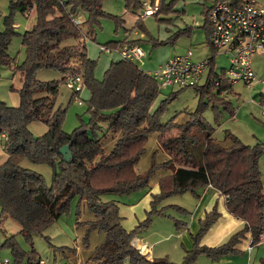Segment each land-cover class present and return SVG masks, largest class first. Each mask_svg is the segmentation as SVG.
<instances>
[{
	"label": "trees",
	"instance_id": "1",
	"mask_svg": "<svg viewBox=\"0 0 264 264\" xmlns=\"http://www.w3.org/2000/svg\"><path fill=\"white\" fill-rule=\"evenodd\" d=\"M171 0L165 3L159 0L157 11L153 15L171 9ZM229 1L239 5L244 0ZM103 0H12L10 13L3 19L0 29V65H7L13 71L20 86L12 83L9 89L19 95L17 106L0 100V135L3 151L7 160L0 164V229L5 218L16 222L30 250H22L15 240V234L8 236L3 245L10 248L14 264L35 261L38 258L33 248V235L41 234L56 219L66 212L73 198L85 201L93 219L80 224L87 229L83 237L86 244L90 231L97 230L105 234V241L97 245L83 264H190L199 255L211 260L221 256L236 255V247L244 239L254 245L264 233V192L258 158L261 152L259 144L254 146L243 143L229 130L224 139L218 141L212 136L209 123L203 115V108L211 106L213 112L221 113V108L231 110V103L224 99L231 82L225 74V68L219 71L210 67L206 81L193 86L200 95L197 107L189 112L184 122H176L175 116L162 122L168 101L176 93L162 99L152 108L160 94L158 83L152 76L136 65L135 62L118 59L112 61L101 79L94 75L95 60L87 55L86 39L95 36V26L100 18L111 17L122 25L120 17L107 13L102 7ZM35 9V23L22 33L15 31L12 21L13 11ZM125 7L133 12L142 8L141 0H125ZM210 6L203 5V28L210 43L211 26L208 22ZM86 18L76 25L73 18L80 12ZM143 18H136L134 25L126 30L128 34L138 28L146 32ZM189 30V29H188ZM187 28L179 29L173 35L171 43L186 34ZM20 35L23 59L16 62L15 57L7 53L12 35ZM121 41H108L102 45L119 43H138L140 38ZM73 40L71 43H66ZM153 46L168 41H158L151 37ZM214 50V49H213ZM208 64L213 66L214 55ZM41 69L57 71L61 78L39 80L36 74ZM65 74L80 76L88 92L87 122L76 126L71 132L62 129L65 108L56 105L59 85ZM80 92H72L71 99L80 98ZM45 92L42 96H35ZM206 97L207 99L203 98ZM264 97L261 98V103ZM107 112V113H105ZM231 112V113H232ZM101 117L110 119L105 133L99 136L103 128ZM40 122L47 130L41 135L33 134L28 124ZM151 134H156L159 147L167 155L162 161L151 156V164L143 174L137 173L135 164L144 151L145 143ZM112 135L116 140L112 148L105 152L103 143ZM68 144L72 160L65 162L59 153L61 146ZM46 163L53 168L50 184L44 177L21 162ZM57 169V170H56ZM165 175L157 180L158 192L151 194L150 209L137 224L127 229L122 224L119 202L103 201L104 193L129 194L147 188L158 171ZM212 186L225 200L229 213L241 219L243 225L233 232L224 242L215 246L200 244V239L219 217L217 205L199 220L198 231L192 236L193 244L185 249L180 263L172 262L168 257L151 262L140 250L131 244L132 238L147 229L155 215H163L173 220L176 230H183L187 221L183 218L190 211L176 204L159 207L167 197L189 193L195 198L201 191ZM172 209L183 218H174L167 213ZM26 259V260H24ZM44 264H48L46 261ZM55 264V263H51Z\"/></svg>",
	"mask_w": 264,
	"mask_h": 264
},
{
	"label": "rangeland",
	"instance_id": "2",
	"mask_svg": "<svg viewBox=\"0 0 264 264\" xmlns=\"http://www.w3.org/2000/svg\"><path fill=\"white\" fill-rule=\"evenodd\" d=\"M11 1L12 0H0V29L4 27V17L10 13L9 4ZM170 1L171 0H165L166 3H169ZM203 2H205V0H174L171 3V9L168 8L167 11L160 12L158 15L143 17V24L147 31L142 32L136 28V31L139 33L136 37H141V39L145 40L140 44L145 51V56L141 60L135 61L136 65L145 71H152V69L155 70L159 64L166 62L171 56L184 53L187 49L192 50L193 60L201 61L202 59H196L195 57V55L198 54L197 49H202V51L207 52L212 49L206 46L201 47V42L205 39L204 31L201 28L203 18L201 11L203 8ZM102 7L107 13L120 17L122 19V25L117 24L111 17H102L100 18L99 25L95 26L94 39H86L87 55L96 62L94 75L98 79L103 77V74L110 63L118 59V54L116 52L105 53L100 51L99 47L102 44H106L108 41H116L124 38L127 34L126 30L134 25L136 16L141 11L139 9L137 12H133L132 10L127 9L125 7V0H103ZM29 10V14H26L25 11L23 12L19 9L12 13V21L15 22V31L18 33H22L25 30L23 26L24 21H27V26H29V28L35 23V9L34 7H31ZM80 14H82L81 17L86 18L85 12L82 11ZM20 22L21 25L18 27L17 24ZM188 24L193 26L192 32L179 36L175 42L171 43L174 33ZM130 36L133 38L135 37L133 32L130 33ZM151 37L158 41L167 40L168 42L159 43L153 46L154 41H151ZM72 41L73 40H68L66 43H71ZM212 52V55H214L216 60L214 63L215 70L219 71L222 68H226L229 64L227 55L217 54L213 49ZM7 53L11 57H15L16 62H20L23 59L21 38L17 33L12 35L7 46ZM252 67L258 78L264 81V55L261 54V51H258L253 55ZM208 68L209 65L206 66L204 70L205 72L199 80V85L205 81V77H207L208 74ZM12 74L13 71L9 66L0 65V99L9 105H12L9 103L11 101L12 92L9 89L10 85L14 83L17 87L20 86L18 80L13 77ZM36 78L39 80H55L59 79V73L52 69H41L37 72ZM230 85V88H228L223 96L224 99L230 101L231 110L233 109V112L221 108V113H215L211 106H206L203 108V115L209 123L212 136L218 141H222L224 139L225 131L229 130L245 144L251 146L256 144L260 145L261 152L258 158V167L261 174L262 191L264 192V115L262 114L261 105V98L264 97V82L247 85L243 81L237 80ZM72 92L73 90L67 88L64 83L59 85L56 105L66 109L62 122V129L65 132H71L76 126L87 122L89 119V114L86 111V100L88 97L87 89L84 88L81 91L80 98L75 97L71 99ZM174 93H176V95L168 101L167 109L161 118L162 122L167 121L173 116H175L176 122L186 121L189 118V112L197 107L200 99V95L196 94L193 87L182 88L172 85L163 88L161 87L158 102ZM44 94L45 92H38L35 96H42ZM204 99L207 98L204 97L203 100ZM78 100H80L81 103H78ZM109 122L110 119L101 117L100 125L103 130L98 133L99 136H102L103 133H105ZM34 125L36 124H31V127L33 128ZM33 132L35 135L38 134L37 131ZM115 140L116 139L112 137V135L107 137V140L103 143L105 152H108L112 148ZM153 153L156 154V160L158 162L167 157L156 141V134H151L145 143L144 151L135 164V170L137 173L143 174L146 171L151 164V156ZM21 164L22 166L40 173L44 177L46 184H50L53 175V168L50 165L46 163H31L27 160H23ZM163 175H165L163 170L158 171L151 179L147 188L129 194L104 193L101 195V199L103 201H118L121 206L139 205L143 203L145 195L152 190L157 180ZM184 197L190 198L188 194L186 196H175L169 200H180ZM165 203L166 202L162 201L159 204V207ZM167 213L174 218H183L172 209H168ZM154 218L155 216H153L152 220H154ZM157 218L163 219L167 224V228L172 227L175 231L173 220L170 217L161 215L157 216ZM91 219H93V214L89 211L86 202L81 201L79 203L78 198H73L66 212L61 214L50 226L46 227L41 234L33 235L32 245L36 250L38 258L43 259L48 264H83L87 258L92 255L95 247L105 241V234L103 232L92 230L88 235L87 243H83L82 239L85 235L87 226L80 224L79 222ZM142 219L143 217L138 220ZM158 223L159 222H155L153 225H150L147 229L140 231L138 234L144 236L152 230L157 231L151 238H147V242L153 244V240H158L166 234V232L161 229L162 226ZM125 224L126 226H130L135 223L127 221ZM19 229L20 227L16 222L9 218L4 219L0 230V257L2 260L4 258L12 260L14 257L10 248L2 244L11 234H15V240L19 243L22 250L31 249V245L25 241L23 235L18 233ZM5 235L7 236L6 238ZM168 239L167 242L158 244L157 246H159V249L165 248L169 252L170 257L168 258L172 262L180 263L183 256L182 247L179 245L178 239L175 237H170ZM204 260L207 261V258L201 256L199 260H196L194 263L192 262V264H203L202 261Z\"/></svg>",
	"mask_w": 264,
	"mask_h": 264
},
{
	"label": "built area",
	"instance_id": "3",
	"mask_svg": "<svg viewBox=\"0 0 264 264\" xmlns=\"http://www.w3.org/2000/svg\"><path fill=\"white\" fill-rule=\"evenodd\" d=\"M158 2L151 4L142 2L141 11L136 18H143L157 11ZM26 14L30 10L25 11ZM76 25L83 22V18L76 15L73 18ZM208 22L211 26L210 43L217 54H225L229 64L225 68V74L229 81H243L247 85L263 83L258 78L252 67V57L258 51L264 55V5L255 0H244L235 5L229 1H218L212 4ZM100 51L105 53L116 52L120 59L135 62L145 56V51L138 43H119L117 45H101ZM193 52L187 49L184 53L171 56L166 62L147 74L158 83L159 88L167 86L193 87L198 84L206 66L211 62L209 56L201 61L192 58ZM63 82L67 88L74 92H80L84 86L80 76L65 74ZM78 103H81L79 100ZM262 114L264 115V102ZM6 138V136H4ZM262 235V234H261ZM261 239V236H260ZM43 259L24 261L21 264H44ZM0 264H14L9 259H3Z\"/></svg>",
	"mask_w": 264,
	"mask_h": 264
},
{
	"label": "crops",
	"instance_id": "4",
	"mask_svg": "<svg viewBox=\"0 0 264 264\" xmlns=\"http://www.w3.org/2000/svg\"><path fill=\"white\" fill-rule=\"evenodd\" d=\"M144 1H149L151 4H153L154 2H155V4L157 2H159V0H142V2H144ZM255 1L264 5V0H255ZM213 2H214V0H205V2H203L202 4L203 5L208 4L207 6L211 7ZM167 9H168V7H166L165 11H167ZM184 12H185V10H184ZM81 15L82 14H80V16ZM82 18H84V17H82ZM203 23H204V17L202 18L201 28L204 31L205 39L203 42H201V44H202L201 47L206 46V47L213 49V47L211 45H209V43H208L207 35L205 32V29L203 28ZM20 25H21V22L17 24L18 27H20ZM23 26H24L25 30L29 29V26H27V21H24ZM14 28L16 29L15 22H14ZM184 28H187L186 34H189L192 32L193 26L188 24L181 29H184ZM133 34L135 35L134 38L132 36H130V34H128V33L125 35V37H127V35H129L128 36L129 39H136L137 38L136 36L139 33H138V31H134ZM124 38H122L120 40H116V41H121ZM212 49H210L211 51H208V52L202 51V49H197L198 54L195 55L196 59H203L207 56L209 57L210 55L212 56V53H213ZM221 54H223V53H221ZM118 59H120L119 55H118ZM118 59H116V60H118ZM213 59H214L213 62L215 63L216 60H215V58H213ZM214 63H213V66H209L208 72H209L210 67H213L215 69ZM160 65H162V64H159L156 68H158ZM152 70H154V69H152ZM148 71H150V70H148ZM146 72H147V70H146ZM204 72L205 71H203V73ZM203 73H202V75H203ZM60 78H61V76L59 74V79ZM206 78L207 77H205V81H206ZM9 103H11L13 106H17L19 104V95L16 92H13V91L11 92V101ZM157 104H158V98L154 101L152 108H154ZM33 123H35L36 125H34L32 128L31 124H33ZM28 128L32 133H34L33 131H37V133H38L37 135H41L47 130L45 125H43L40 122H36V121L30 122L28 124ZM4 139H5L4 134H1L0 135V164L4 163L8 157V155L3 151ZM158 190H159L158 184L156 182V184L154 185L152 190L145 195V199H144L143 203H141L139 205H133V206H121V205H119V213H120V216L122 217V223H123L125 228L131 229L136 224V221L137 222L140 221L138 219L145 217L144 213L148 209H150L151 194L157 193ZM188 194L185 193L182 195H175V196H184V195L186 196ZM175 196H170V197H167L164 200H162V201L166 202L162 206H166V205H170V204H176V205L184 207L185 209L190 211V214L183 218L184 220L187 221L185 229L176 230L174 228L175 229V231H174L172 227L167 228V224L163 221V219L157 218V216H161V215H155V218H154V220H152L151 225H153L155 222H159L158 224H160L162 226L161 229H163L166 232V234L158 240H153L154 241L153 244H150L149 242H147V238H151L153 236V234L157 232L154 230L150 231L148 234H146L144 236L137 234L131 240V244L135 248L139 249L141 254H143V256L151 262L160 261V260H163L165 257H170L169 252L165 248L159 249V246H157L158 244L167 242L169 240L168 238H170V237H175L176 239H178V243H179V245H181L182 250H183V255H184L185 249H190L192 247V244H193L192 236L198 231L199 220L202 219L205 216V214L213 208V206L215 204L217 205L219 217L217 218V220L212 224V226L208 229V231L200 239L201 245L215 246L217 244H220V243L224 242L233 232H235L236 230L241 228L243 225V222L241 219H238L237 217H235L234 215H232L231 213H229L227 211V209L225 207L224 198L222 196H220L219 191L216 190L215 188H213L212 186H207L206 188H204L200 193V197H198V198H195L193 195L189 194L190 198L184 197L183 199H180V200H175V199L169 200L170 198H173ZM178 198H182V197H178ZM165 200H167V201H165ZM123 208H124V210H123ZM127 221L130 223L133 222L135 224H133V225L131 224L130 226H126L125 222H127ZM6 237L7 236L5 235V238ZM236 247L240 251L239 254L221 256L216 260H211L210 258L206 257L205 255H199L196 258V260H199V258H201V256H205L207 258V261H205V260L202 261L203 264H264V233L261 235L260 241L257 242L256 244L252 245V244H250L249 239H244ZM182 258H183V256H182ZM4 259H9V258H4ZM1 260H2V258L0 257V261ZM9 260H11V259H9ZM196 260L194 262H196Z\"/></svg>",
	"mask_w": 264,
	"mask_h": 264
},
{
	"label": "water",
	"instance_id": "5",
	"mask_svg": "<svg viewBox=\"0 0 264 264\" xmlns=\"http://www.w3.org/2000/svg\"><path fill=\"white\" fill-rule=\"evenodd\" d=\"M59 153L65 162H70L72 160V153L68 144L61 146Z\"/></svg>",
	"mask_w": 264,
	"mask_h": 264
}]
</instances>
